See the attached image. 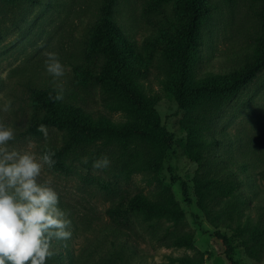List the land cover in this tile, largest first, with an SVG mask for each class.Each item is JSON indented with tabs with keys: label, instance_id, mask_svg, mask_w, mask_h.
<instances>
[{
	"label": "rangeland",
	"instance_id": "obj_1",
	"mask_svg": "<svg viewBox=\"0 0 264 264\" xmlns=\"http://www.w3.org/2000/svg\"><path fill=\"white\" fill-rule=\"evenodd\" d=\"M150 1L119 0L116 14L142 54L141 68L148 74L145 83L148 93L161 96L156 110L162 125L174 135V145L162 171L158 175L145 171L128 175L121 163L116 166L110 160L105 169L77 164L68 174L45 166L41 179L51 180L59 199L67 204L65 210L70 212L72 221L68 250L78 256L75 264H91L103 252L95 248L100 242L97 237L103 236L100 230L106 224L130 232L128 243L137 252L132 255L133 264H232L222 239L215 234L216 228L197 205L193 180L199 165L186 153L187 133L181 125L185 111L165 92L161 82L165 63L159 47L160 30L167 26L166 17L174 16V5L169 3L163 11L151 12L147 9ZM214 1L218 7L201 30L199 61L194 68L198 76L240 68L253 59L255 42L261 33L260 0ZM50 2L52 5L48 6L24 0L12 4L0 0V120L15 129L16 139L9 142L12 148L38 154H42L45 144H62V133L53 127H47V141L38 131L27 133L29 121L39 116L30 99L31 89L54 84V77L46 70V52L58 53L65 66V75L55 83L63 81L64 87L76 88L88 110H101L115 122L125 119L122 113L104 108L97 86H77L74 74V66L86 60L85 42L100 11L101 0ZM9 100L11 109L4 112L3 105ZM210 135L221 142L212 157L215 158L216 153V159L222 164H237L229 167L236 172L242 184L241 191L251 202V209L246 214L255 220L258 216L255 207L264 205V71L225 104ZM30 141L34 144L32 149L28 147ZM174 176L180 180L174 181ZM181 181L188 184L192 202L187 201ZM164 188L174 194L184 212L182 229L194 234L191 247L164 245L165 233L177 228L173 221L152 220L151 228L133 215L113 220L104 212L107 208L125 205L129 198L139 193L159 196ZM219 228L227 235L234 233L223 225ZM234 259L237 264H264V256L261 260L253 259L238 245ZM64 264L74 263L65 257Z\"/></svg>",
	"mask_w": 264,
	"mask_h": 264
},
{
	"label": "trees",
	"instance_id": "obj_2",
	"mask_svg": "<svg viewBox=\"0 0 264 264\" xmlns=\"http://www.w3.org/2000/svg\"><path fill=\"white\" fill-rule=\"evenodd\" d=\"M15 3L20 0H3ZM52 5L50 0H24ZM232 1V0H227ZM119 0H101L100 11L90 26L86 44V60L74 66L77 86L95 85L107 111L120 112L125 119L115 122L101 111H90L82 104L76 88L64 87V98L52 99L57 92L54 84L31 89V102L39 116L29 121L27 133L37 132L40 124L56 128L62 133L60 146H48L56 152L53 167L63 173H72L77 164L93 168V161L106 155L113 164L132 175L145 171L158 175L174 145V135L161 122L156 105L158 93L146 88L148 74L141 64L142 54L135 40L124 31L118 21L116 8ZM258 9L261 33L255 42L253 59L230 72H207L198 76L195 67L199 61L201 30L217 9L214 0H151L147 9L164 10L172 3L173 17H166L167 26L160 30L159 47L164 58L165 75L161 80L165 92L185 111L182 128L187 133L186 153L199 165L194 178V194L198 207L216 228L215 234L226 247L232 264L236 245L256 260L264 256V205L256 206L258 216L252 220L246 211L251 202L241 191V182L230 165L222 164L213 156L221 142L211 136V127L225 104L235 98L264 71V0ZM151 43V42H150ZM88 163H83V158ZM172 171V168H169ZM174 181L180 178L174 176ZM188 202L189 186L181 181ZM62 209L67 204L60 200ZM104 212L113 220L135 216L140 223L152 228V220L168 219L177 227L164 235V245L191 247L194 234L182 229L184 212L174 194L164 188L159 196L139 193L123 205L107 208ZM149 223V224H147ZM220 225L233 230L232 235L221 232ZM98 236L96 251L102 253L91 264H133L136 250L128 241L130 232L118 226L105 225ZM68 241L56 242L57 255L47 264H64L79 260L70 254ZM99 249V250H98ZM137 253V252H136Z\"/></svg>",
	"mask_w": 264,
	"mask_h": 264
},
{
	"label": "clouds",
	"instance_id": "obj_3",
	"mask_svg": "<svg viewBox=\"0 0 264 264\" xmlns=\"http://www.w3.org/2000/svg\"><path fill=\"white\" fill-rule=\"evenodd\" d=\"M45 66L54 77L57 94L55 101L63 100V81L55 83L65 75V66L56 52L49 51ZM9 100L3 111L11 109ZM37 131L48 139V128L40 124ZM16 139L15 129L0 120V264H47L57 255L56 242H66L72 237L70 212L62 209L59 193L51 180H42L47 166L52 169L56 152L45 144L42 154L35 151H20L9 142ZM29 149L34 144L29 142ZM88 163V158H83ZM110 165L106 155L93 161L94 169H105Z\"/></svg>",
	"mask_w": 264,
	"mask_h": 264
}]
</instances>
